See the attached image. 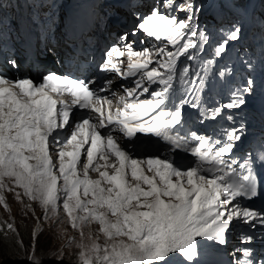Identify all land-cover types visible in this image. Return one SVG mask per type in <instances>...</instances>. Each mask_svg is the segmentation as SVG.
Wrapping results in <instances>:
<instances>
[{
  "label": "snow or ice",
  "instance_id": "obj_1",
  "mask_svg": "<svg viewBox=\"0 0 264 264\" xmlns=\"http://www.w3.org/2000/svg\"><path fill=\"white\" fill-rule=\"evenodd\" d=\"M199 10L198 0H161L150 13H135L140 22L131 35L142 32L163 46L155 52L150 48L137 51L126 43L124 50L113 46L106 53L102 71L123 79L136 77L135 86L125 89L115 108L112 99L100 96L83 79L49 73L35 84L32 79L10 81L0 75V204L10 207L4 192L14 191L11 185H15L38 201L46 216H58L62 208L80 234L76 242L79 264H155L174 254L193 261L198 255V238L224 245L233 227L255 228L257 221L264 227V211L233 203L261 194L253 164L264 162V148L238 163L230 156L243 126L223 129V140L179 131L188 123L185 104L201 109L199 123H203L244 103L233 93L226 104L212 109L201 106L199 97L210 78L209 69L226 53L229 43L239 40L241 28L220 29L222 39L213 45L211 34L194 24ZM127 39V33L120 37ZM169 45L174 50H168ZM208 46L212 58L203 60L200 70L191 74L188 66H182L178 76L180 58L194 60ZM125 56L126 67L120 59ZM228 71L219 76L223 78ZM177 79L183 90L174 87ZM153 85L158 87L153 89ZM251 85L249 80L243 91L251 92ZM145 93L150 98L141 99ZM177 93L182 97L179 103ZM65 95L71 99L59 98ZM224 119L232 120V116ZM114 131L129 143L122 147ZM151 137L164 141L169 155L133 158L127 150L130 144L147 148ZM53 148H58L56 162ZM175 150L191 154L190 166L185 167L181 159L173 161ZM90 172L98 173V178L93 179ZM16 198H21L20 193ZM93 223L99 225L103 243L85 233ZM6 227L15 231L13 223ZM239 238L244 244L254 239L244 234ZM73 242L75 238L68 241ZM19 246L23 247L22 241ZM236 251L243 254L241 264H264V260L251 258V247ZM27 259L37 264L34 256Z\"/></svg>",
  "mask_w": 264,
  "mask_h": 264
},
{
  "label": "rangeland",
  "instance_id": "obj_2",
  "mask_svg": "<svg viewBox=\"0 0 264 264\" xmlns=\"http://www.w3.org/2000/svg\"><path fill=\"white\" fill-rule=\"evenodd\" d=\"M48 53L51 54V49ZM45 60L48 65L56 63L55 59L52 62ZM16 193H20V199L16 198ZM4 196L10 207L0 204V232H5L2 241L0 239V264H33L27 259L29 255L34 256L37 264H78L76 242L80 240V234L71 227L68 218L60 211L58 216H46L39 202L24 195L22 189L5 191ZM7 223H13L15 231L8 230ZM84 231L98 237L97 231L91 227ZM71 238H75V242L70 245ZM21 241L23 247L19 246Z\"/></svg>",
  "mask_w": 264,
  "mask_h": 264
},
{
  "label": "trees",
  "instance_id": "obj_3",
  "mask_svg": "<svg viewBox=\"0 0 264 264\" xmlns=\"http://www.w3.org/2000/svg\"><path fill=\"white\" fill-rule=\"evenodd\" d=\"M51 50L53 51L54 48H52ZM56 51L58 52V54L60 56V60L62 61V63L66 64L67 56H70V54H72V51L70 50V48L66 44H62V45H60V48H56ZM33 63L35 64V60H33ZM57 65H59V62L57 63ZM26 69L30 70L31 68L26 67ZM4 234H5V232H0V239L3 237ZM1 241H2V239H1Z\"/></svg>",
  "mask_w": 264,
  "mask_h": 264
},
{
  "label": "bare ground",
  "instance_id": "obj_4",
  "mask_svg": "<svg viewBox=\"0 0 264 264\" xmlns=\"http://www.w3.org/2000/svg\"><path fill=\"white\" fill-rule=\"evenodd\" d=\"M64 52V51H63ZM49 57V56H48ZM32 59V60H31ZM30 60H31V62H33V60H36V57H32V58H30ZM39 60V59H38ZM44 61L48 64V62H47V60H45L44 59ZM51 62H52V59H51ZM53 64V65H52ZM52 64L51 65H48V67H53V66H55L57 63H53L52 62ZM55 64V65H54ZM29 71V70H28ZM47 71V70H46ZM231 159H237L236 157H233V158H231ZM240 161H242V160H240ZM237 263V262H236Z\"/></svg>",
  "mask_w": 264,
  "mask_h": 264
},
{
  "label": "water",
  "instance_id": "obj_5",
  "mask_svg": "<svg viewBox=\"0 0 264 264\" xmlns=\"http://www.w3.org/2000/svg\"><path fill=\"white\" fill-rule=\"evenodd\" d=\"M55 69L53 68L52 71H54Z\"/></svg>",
  "mask_w": 264,
  "mask_h": 264
}]
</instances>
